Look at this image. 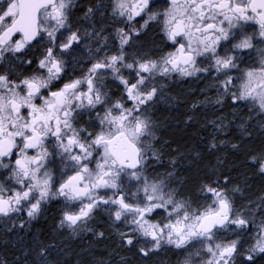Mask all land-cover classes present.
Listing matches in <instances>:
<instances>
[{
  "label": "snow or ice",
  "instance_id": "snow-or-ice-1",
  "mask_svg": "<svg viewBox=\"0 0 264 264\" xmlns=\"http://www.w3.org/2000/svg\"><path fill=\"white\" fill-rule=\"evenodd\" d=\"M112 2L113 15L128 22V31H116L119 50L101 56L104 46H97L93 54L96 58L86 74L67 80L65 57L72 56L73 46L82 39L79 30L72 31L68 23L73 0H7V8H0V61L7 55L32 65L31 59L24 61L18 54L34 41L47 37V46L31 74L20 79L0 74V169L8 171L6 180L10 182H0V216L23 211L33 219L49 199L63 197L67 203L59 227L75 229L95 209L107 205L115 221H123L131 233L151 241V247L140 249L145 256L163 244L185 249L199 243L208 253L203 264H234L240 240H224L220 233L238 229L239 237L254 222L234 213L233 202L221 187L205 185L212 202L203 209L192 210L186 202L175 200L172 193H165L162 182L142 180L146 157L143 138L152 132L148 120L138 113L157 94L158 89L150 87L157 73L192 76L214 70L217 80L220 74L226 77L220 86L231 91L234 78L228 71L237 67L239 57L229 53L252 48L254 39L243 35L237 40L239 33L232 30L243 31L241 22L254 21L259 25V36L264 38V0H168L169 6L162 13L151 10L154 0ZM93 11L89 8L88 14ZM141 16L147 19L137 29L131 22ZM160 17L162 31L175 50L157 60L136 58L129 62L125 46ZM61 30L70 33L66 40H60ZM221 47L224 55L218 51ZM199 57L210 60L208 67L198 66ZM123 69L135 73V82L123 75ZM109 75L123 85L130 107L123 98L109 103L104 91ZM232 97L234 102L250 101L264 113V61L260 67L243 73ZM98 106L103 107V115L97 113L96 117L98 132L93 134L75 126L82 110H95ZM54 155L72 173L63 178L62 172L59 182L48 167L54 163L50 159ZM251 160L258 162L255 156ZM259 170L264 173V158L259 159ZM125 177L140 186L132 191L125 184ZM101 190H111V195L107 191L102 195ZM76 202L80 206L73 210L69 205ZM111 206H115L114 211ZM160 209L167 213L166 217L153 222V214ZM230 225H235V229H229ZM257 227L255 243L246 257L250 262L255 253H264V222ZM120 235L128 244L133 243L128 233ZM184 264H191V259Z\"/></svg>",
  "mask_w": 264,
  "mask_h": 264
},
{
  "label": "trees",
  "instance_id": "trees-1",
  "mask_svg": "<svg viewBox=\"0 0 264 264\" xmlns=\"http://www.w3.org/2000/svg\"><path fill=\"white\" fill-rule=\"evenodd\" d=\"M156 87L162 103L156 101L149 113L155 136L145 173L192 210L212 202L211 194L204 190L210 185L227 192L234 213L264 222L261 120L232 106L226 98L218 99L205 81L165 79ZM253 156L258 162L253 163ZM63 204L58 200L44 205L33 224H23L22 218L0 227V264H180L183 255L168 249L143 255L140 240L128 233L130 227L110 214L96 213L82 231L59 227ZM122 232L131 236L132 244L121 237ZM246 236L234 238L240 240L236 264H245ZM258 258L251 264H264Z\"/></svg>",
  "mask_w": 264,
  "mask_h": 264
},
{
  "label": "flooded vegetation",
  "instance_id": "flooded-vegetation-1",
  "mask_svg": "<svg viewBox=\"0 0 264 264\" xmlns=\"http://www.w3.org/2000/svg\"><path fill=\"white\" fill-rule=\"evenodd\" d=\"M82 5L84 6L83 8L80 7ZM168 6V0H154L151 10L162 13ZM0 8H7V0H0ZM89 8L94 10L93 13L88 14ZM145 19H147V16L137 17L131 23L135 28L139 29L140 25L143 24ZM162 20L163 17H160L159 20L150 22L146 28L140 31L139 36L133 37L130 45L125 46V53L129 62L136 58L157 60L166 53L175 50L176 46L167 39L162 31ZM68 23L71 26L72 31L79 30L82 39L78 45L73 46L74 51L72 56L65 57V59L68 61L67 76L65 80L68 78H81L86 74L87 69L91 66V63H93L96 58L93 54L95 53L97 46H104V51L100 53L101 56L105 53L107 55L116 53L119 50V37L116 35L117 29L123 28L125 31L129 30L126 19L113 15L112 0H85V2L84 0H73V6L70 9ZM241 24L243 26V31H241V29H233V33H239L237 40L242 38L243 35L253 36V47L250 49L235 50L229 53L239 57V59L236 60L237 67L228 71V75L234 78V86L231 87V91L226 92L223 87L220 86V82L226 77L223 74H220L219 80H217V74L214 70L210 73L203 71L197 72L192 76H182L179 72H171L169 73L170 77L165 79H170L173 77V79L180 80L183 83H191L195 80L208 82L211 85L213 93L218 99L226 98L232 106H236L247 113L256 114L254 117L261 120L262 125H264V113L260 112L258 105H253L250 101L234 102L232 97V93L237 91L242 81L243 73L250 68L260 67L261 62L264 61V38L259 36V25L254 21H248L247 23L241 22ZM61 31L63 32V35L60 36V40H66L70 33L66 30ZM91 32L99 33V36L94 35L89 37L86 35V33ZM15 38L19 37L17 36ZM46 46L47 37L45 35L43 40L34 41L32 46L24 53L18 54L24 61L31 59L33 61L32 65L21 63L19 60L6 55V58L3 61H0V74L7 73L11 79H20L23 77V75L31 74L32 70L35 68L36 61L40 58ZM142 48L152 50L140 52V49ZM218 51L221 55H224L223 47L219 48ZM209 63L210 60L205 59L204 57L197 58V64L201 68L208 67ZM122 71L126 78L130 79L132 82H135V73L128 69H123ZM177 75L180 76V79L176 78ZM104 83V91L108 93L109 103H114L116 100L123 98L125 105L129 107L131 106V102L127 100L125 95L124 87L118 80H114L109 75L105 79ZM152 103L153 100L149 101L143 107H145L147 111H150L152 108H154V104ZM97 113L103 115V107L98 106L95 110H82L81 114L76 118L75 126L78 128H86L89 132L95 134L99 131V121L96 118ZM147 118H150L149 113L147 114ZM49 148L51 150V145H49ZM50 159L53 160L54 163H50L48 167L52 170L57 182H59V180L62 178V172L64 173L63 178H66L67 175L72 174L70 169H65L64 164L61 162L59 156L54 155L50 157ZM91 166H95L94 162ZM7 176L8 171L0 169V182L10 183L6 180ZM101 194L103 195V193ZM56 202V198L49 199L41 206V209L44 207V205L51 203L53 204ZM106 206L107 205H101L99 208L95 209L90 218H93L96 213V215L99 216H106ZM13 214L17 218L21 216L22 219V216H25L26 212L22 211L18 213H12L11 215ZM11 215L8 217L0 216V227H6L13 223L11 221ZM254 257V261L259 259L258 257L264 259V253L258 254ZM237 261L238 260L235 257L234 264H236ZM243 262L245 264H251L253 261L250 262L246 259V257H243Z\"/></svg>",
  "mask_w": 264,
  "mask_h": 264
},
{
  "label": "rangeland",
  "instance_id": "rangeland-1",
  "mask_svg": "<svg viewBox=\"0 0 264 264\" xmlns=\"http://www.w3.org/2000/svg\"><path fill=\"white\" fill-rule=\"evenodd\" d=\"M170 77V75L168 74V75H166V76H162V75H159L158 73L156 74V76H155V79L152 81V84H150V87L151 86H155L156 87V85L158 84V83H161L162 81H165V78H169ZM176 78L178 79H180V76L179 75H177L176 76ZM168 80H174L173 79V77H171L170 79H168ZM158 87V86H157ZM156 87V88H157ZM161 87V86H160ZM160 87H158L159 89H160ZM157 88V89H158ZM224 95H226L225 93H223ZM158 96H160V94H159V90L157 91V94H156V96L153 98V103L152 104H154L156 101H157V103H158V105H160L162 102V100H160V98L161 97H159L158 98ZM161 102V103H160ZM148 113H150V111H147L146 109H145V107H143L142 108V110H141V112L140 113H138L140 116H141V118H144V119H147L148 120V122H149V124H150V128H151V132H152V135L151 136H148V137H145V138H143V140H144V147L146 148V157H145V161H144V164H143V170H142V180L144 179V178H147V180L151 183V182H155V183H157L155 180H153V179H151L146 173H145V170H144V167H145V165H146V163L151 159V157H152V155H151V148H152V145H153V141H154V136H155V134H154V129H153V123H152V121H151V119L150 118H147V114ZM256 114H252V116L254 117ZM124 182H125V184H127V185H130L131 187H132V191H135L136 190V188L137 187H139L140 186V184H138V182L137 181H135V180H130L129 178H127V177H125L124 178ZM105 191H107L108 192V194L109 195H111V190H101V193H103L104 194V192ZM163 191L165 192V193H169V192H167V190H166V187L163 185ZM141 195H142V192H141ZM56 199H57V201L59 200V201H62L64 204H63V206L65 207V204L67 203L66 201H65V199L63 198V197H56ZM70 207H72L73 208V210H78V208H79V203L78 202H76V203H73V204H70L69 205ZM112 207V209H113V211L115 210V206H111ZM109 208V206H106V212H107V214H110L111 215V213L107 210ZM66 210V209H65ZM42 211V209L40 210V212ZM39 212V213H40ZM39 213H38V215H39ZM38 215L36 216V217H38ZM166 215H167V213H165L162 209H160V210H157V212L156 213H154L153 214V216H152V220H153V222H158V221H161L164 217H166ZM111 216H113V215H111ZM35 217V218H36ZM22 218H23V220H22V223L23 224H33V222L35 221V218H33V219H30L28 216H27V214L25 215V216H22ZM113 219H114V216L112 217ZM19 219H21V216H19L18 218L13 214V215H11V221L14 223V222H17ZM91 219L92 218H89V219H87L86 221H85V223L84 224H81L80 226H78L77 228H75V229H71V228H68L67 226H65V227H67L68 229H70V230H80V231H82V230H85L86 229V227H87V225L90 223V221H91ZM248 219V218H247ZM115 220V219H114ZM249 221H252V222H254V223H252V224H250V227L249 228H247V229H244L242 232H241V234L239 235V237L238 238H240L242 235H244V234H246L247 233V236H246V239H248L247 240V242H245L244 244L246 245L245 246V249H250L251 248V246L255 243V236L258 234V225H260L261 223L260 222H258L257 220H256V222H255V220H253V219H248ZM11 221H10V223H11ZM118 222H123V221H118ZM124 223V222H123ZM23 226H25V225H23ZM126 227H130L129 225H125ZM229 229H235V225H230L229 226ZM237 231H240V230H235V231H232V230H229V231H221V233H220V235H221V238L222 239H224V240H232V239H234V238H237V235H236V232ZM131 236H132V238H134L135 240L137 239V240H140V242L142 243V246L145 248V247H151V241L150 240H146L145 238H143V237H141L139 234H133V233H131L130 232V229H129V232H128ZM249 235V236H248ZM164 249H168V250H171V251H174L175 253H179V254H182L183 256H182V258L180 259V264H184V261L186 260V259H191V264H203V261H206L207 259H208V253L206 252V251H204L203 249H202V247H201V245L199 244V243H194L193 245H190V246H188L187 248H185V249H176L174 246H171V245H167V244H163L162 245V247L159 249V250H157V251H153V252H150L149 254H154V253H157L158 251H160V250H164ZM197 250H199V255H197L196 253H197ZM248 250L247 251H245V257H247V255L249 254V252H248ZM258 254H261V253H255L254 254V256H257Z\"/></svg>",
  "mask_w": 264,
  "mask_h": 264
}]
</instances>
